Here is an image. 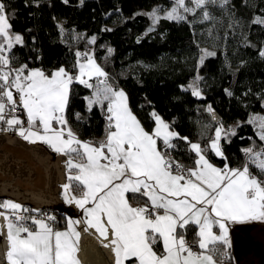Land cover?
Masks as SVG:
<instances>
[{"label":"snow or ice","instance_id":"snow-or-ice-1","mask_svg":"<svg viewBox=\"0 0 264 264\" xmlns=\"http://www.w3.org/2000/svg\"><path fill=\"white\" fill-rule=\"evenodd\" d=\"M230 3L172 0L167 9L153 7L142 14L151 20L150 33L161 19L188 21V15L196 16L198 11L201 22L212 20L209 6L227 8ZM6 8L0 0V132H15L29 144L47 145L66 156L69 175L62 184L63 198L83 213L80 218L66 217L65 228L57 229L55 216L33 215L37 209L13 200L0 201V232L6 236L0 255L7 264H82L79 225H84L83 232L91 229L102 238L113 264H226L232 247L230 229L237 224L264 223V115L251 114L246 122L225 127L209 104L205 110L212 123L205 124L200 140L192 142L153 111L155 127L149 132L130 108L126 92L111 82L92 51L77 50L71 69L61 65L49 73L27 64L12 67L17 59L13 49L24 40L11 31ZM252 23L264 25V17L256 16ZM58 27L63 36V26ZM95 42V36L88 39L89 44ZM112 53L108 48V57ZM215 55L201 49L198 66ZM259 56L264 58V48ZM202 80L196 75L184 90L202 99ZM74 84L91 90L84 97L86 110L99 108L104 115L105 134L100 140H81L69 123ZM225 92L233 95L228 89ZM75 117L83 119L80 113ZM243 123L253 126L261 145L258 150L255 143L242 148L244 166L230 167L221 142L231 143ZM176 140L184 141L195 154L193 167L172 157ZM209 153L222 159L223 167L214 165ZM141 198L147 201L133 206L131 201ZM192 226L197 231L189 242L186 233Z\"/></svg>","mask_w":264,"mask_h":264},{"label":"trees","instance_id":"trees-1","mask_svg":"<svg viewBox=\"0 0 264 264\" xmlns=\"http://www.w3.org/2000/svg\"><path fill=\"white\" fill-rule=\"evenodd\" d=\"M3 2L11 31L19 32L24 40L13 49L17 59L12 66L27 64L50 71L63 65L71 69L77 50L92 51L111 82L125 90L130 108L146 129L153 127L150 113L155 111L181 136L196 142L203 126L212 123L205 110L209 104L225 127L246 122L250 113L264 111V58L259 56L264 48V25L252 23L255 16L264 17V0H231L227 8L209 6L213 17L209 21L201 22V16L196 19L192 15L188 21L161 19L150 33L151 20L142 13L157 5L169 6L172 0ZM58 25L64 28L63 36ZM78 35L84 38L74 39ZM93 36L96 42L89 44ZM202 47L216 55L198 66ZM108 48L113 49L110 57ZM196 75L203 77L202 99L184 90ZM225 89L233 95L228 96ZM89 93L83 85L72 86L67 118L79 136L97 139L105 132L106 121L99 108L86 110L84 97ZM76 113L83 117L81 121L76 120ZM237 133L231 143L221 142L230 167L244 166L242 148L255 143L259 149L261 145L253 126L243 123ZM174 142L177 148L170 150L172 156L186 167L193 166L196 157L188 145L182 140ZM208 158L224 165L214 154L209 153ZM251 171L258 175L254 167ZM195 233L196 227H190L186 239L194 240Z\"/></svg>","mask_w":264,"mask_h":264},{"label":"crops","instance_id":"crops-1","mask_svg":"<svg viewBox=\"0 0 264 264\" xmlns=\"http://www.w3.org/2000/svg\"><path fill=\"white\" fill-rule=\"evenodd\" d=\"M95 59L101 65V60L97 57ZM59 67H54L51 70ZM29 68L41 67L32 66ZM51 70L45 71L50 73ZM90 95L91 93L86 96ZM257 113L262 112H253L249 115ZM154 127L155 124L151 129H145L151 132ZM104 134L105 132L97 139L79 137L81 140H100ZM66 161V156L54 152L47 145L29 144L15 132H0V201L13 200L25 208L31 209L48 208L54 212L52 216L57 215V218L60 219V222H55L54 227L64 229L66 217L80 218L83 215L82 210L68 205L63 198L62 184L68 182L67 176L69 175ZM213 164L223 167V165ZM77 194H79V190H77ZM141 200L147 201V198L139 199V201ZM139 201L132 200L131 203L135 206ZM54 208L57 209L54 210ZM0 222H2V218H0ZM83 227L84 225L77 226V230L81 231L80 246L82 251L79 255L82 258V264H113L111 253L100 242L102 238L98 239V234L91 229L88 232H83ZM262 237L264 238V223L252 222L234 225L230 229L231 264H243L244 258L250 255L258 257L261 263L264 262ZM5 246L6 236L0 232V250ZM156 250L158 252L161 250L160 244L156 245ZM216 259L219 260V256ZM0 264H7L2 255H0Z\"/></svg>","mask_w":264,"mask_h":264},{"label":"rangeland","instance_id":"rangeland-1","mask_svg":"<svg viewBox=\"0 0 264 264\" xmlns=\"http://www.w3.org/2000/svg\"><path fill=\"white\" fill-rule=\"evenodd\" d=\"M154 7H161V8H164V9H167V8H169V7H171V4L169 5V6H161V5H157V6H154ZM152 10V8L150 9V10H148V12L149 11H151ZM163 13H161V15H162ZM198 16H201V14H200V12L198 13V15H196V16H193L194 18H196V19H199V17ZM256 17V16H255ZM261 17H263V16H261ZM201 18H202V16H201ZM212 25V24H211ZM14 33H16V34H20L19 32H14ZM21 35V34H20ZM202 49H207L208 51H211V49H209L208 47H202ZM193 82V80L191 81V83ZM257 114H261V115H264V111L262 112V113H257ZM262 241V246L264 247V238L262 237V239H261ZM231 258L229 257V259H228V261L226 262V264H231ZM243 264H264V262H260V259H258V257H256V256H253V255H250V256H247L246 258H244V261H243Z\"/></svg>","mask_w":264,"mask_h":264},{"label":"built area","instance_id":"built-area-1","mask_svg":"<svg viewBox=\"0 0 264 264\" xmlns=\"http://www.w3.org/2000/svg\"><path fill=\"white\" fill-rule=\"evenodd\" d=\"M21 115H23L21 113ZM172 155V154H171ZM173 157V156H172ZM174 158V157H173ZM175 159V158H174ZM177 160V159H176ZM179 161V160H177ZM180 162V161H179ZM181 163V162H180ZM146 201L145 200H141L139 202L136 203L135 206H142ZM27 209H31V208H27ZM38 211L35 212V213H32L33 215H37V216H40L42 214H49V215H52V211L48 208H41V209H37ZM25 213H21V215H24ZM189 242H192L193 240L191 239H187ZM195 250H198V249H195Z\"/></svg>","mask_w":264,"mask_h":264}]
</instances>
